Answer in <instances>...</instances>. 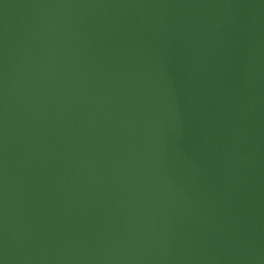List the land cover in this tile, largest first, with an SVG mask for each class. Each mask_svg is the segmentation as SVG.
<instances>
[{
    "label": "water",
    "instance_id": "water-1",
    "mask_svg": "<svg viewBox=\"0 0 264 264\" xmlns=\"http://www.w3.org/2000/svg\"><path fill=\"white\" fill-rule=\"evenodd\" d=\"M0 264H264V0H0Z\"/></svg>",
    "mask_w": 264,
    "mask_h": 264
}]
</instances>
